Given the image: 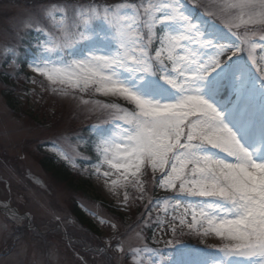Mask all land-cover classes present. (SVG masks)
<instances>
[{"label": "snow or ice", "instance_id": "1", "mask_svg": "<svg viewBox=\"0 0 264 264\" xmlns=\"http://www.w3.org/2000/svg\"><path fill=\"white\" fill-rule=\"evenodd\" d=\"M214 7L196 0L80 6L67 27L45 34L30 65L54 92L104 98L85 103L113 113L91 126L106 186L131 185L143 198L150 168L166 214L171 202L172 233L187 228L219 240L181 245L163 264H264V56H256L257 48L264 53V0ZM69 8L76 6L44 10L68 21ZM238 22L242 34L233 30ZM123 199L127 205V192ZM141 254L146 264L161 255L146 244L131 252Z\"/></svg>", "mask_w": 264, "mask_h": 264}, {"label": "rangeland", "instance_id": "2", "mask_svg": "<svg viewBox=\"0 0 264 264\" xmlns=\"http://www.w3.org/2000/svg\"><path fill=\"white\" fill-rule=\"evenodd\" d=\"M76 1H82L85 7L106 2ZM112 1L107 3L113 4ZM196 2L216 11L214 5L229 4L232 0ZM53 5L63 9L66 4H57L55 0H0V198L24 214L18 215L16 211L15 216L9 214L7 217L12 218V221L8 219L11 222L0 215V252L14 235L18 239V246L7 257L0 258V264H146L143 254L133 257L131 252L143 244L142 229L146 224L140 217L151 194V169L146 168L141 177L144 188L141 198L140 190L131 185L127 189L117 187L115 191L106 186L103 176L96 174L97 164L80 167L75 161L82 155L81 139L69 136L77 138L87 123L98 124L113 115L85 101L104 98L90 92L52 91L45 77L33 73L30 65L34 58L24 73L10 77L12 80L8 82L3 77L18 70L14 57L23 52L20 50L21 37L28 26L56 34L61 23L67 27L78 12L69 8L68 21L61 18L55 24L44 10L51 11ZM59 12L62 11H53L52 16ZM242 25L238 22L236 28ZM260 34L257 32L255 36ZM250 38L252 34H249ZM4 61L9 63L2 68ZM33 79L36 83H32ZM52 139L57 141L59 148L54 149L50 144L45 147V152H39V144ZM61 152L70 159H65ZM41 153L54 155L59 159L56 164H65L66 168L52 163L49 165L51 171L44 170L40 164ZM104 170L105 167L100 168L101 173ZM67 175L70 179L64 178ZM125 192L127 205L123 199ZM159 192L165 193L163 189ZM74 197L92 223L93 231L73 216L70 203ZM53 210L60 220L53 215ZM26 214L29 219L20 218ZM169 214H174L173 210L168 214L164 212L163 223L153 234L154 241H178L181 245L219 244L218 238L201 237L187 228L183 231L177 228L173 234L168 223ZM20 226L26 233H18ZM118 244L123 245L124 252L118 250ZM156 257L153 254L150 258L154 261Z\"/></svg>", "mask_w": 264, "mask_h": 264}, {"label": "trees", "instance_id": "3", "mask_svg": "<svg viewBox=\"0 0 264 264\" xmlns=\"http://www.w3.org/2000/svg\"><path fill=\"white\" fill-rule=\"evenodd\" d=\"M52 163L55 164L52 157L51 158H49L47 156L44 157L43 164L45 166H47V168H50L49 165L52 166L53 165ZM66 178H69V177L66 176ZM72 212H73L74 216L78 219V221L81 222V224L88 226V228H90V229L93 228L92 223H90V221L86 218L85 214H83V212L78 207L73 206Z\"/></svg>", "mask_w": 264, "mask_h": 264}]
</instances>
